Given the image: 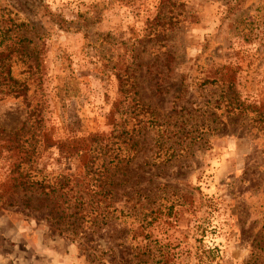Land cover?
<instances>
[{"label": "rangeland", "instance_id": "1", "mask_svg": "<svg viewBox=\"0 0 264 264\" xmlns=\"http://www.w3.org/2000/svg\"><path fill=\"white\" fill-rule=\"evenodd\" d=\"M31 137L83 199L0 264H264V0H0V186Z\"/></svg>", "mask_w": 264, "mask_h": 264}, {"label": "trees", "instance_id": "2", "mask_svg": "<svg viewBox=\"0 0 264 264\" xmlns=\"http://www.w3.org/2000/svg\"><path fill=\"white\" fill-rule=\"evenodd\" d=\"M37 141V138L35 141V137H31L28 147L19 149L17 162L10 170L8 181L0 186V204L14 206L17 204L16 197L23 193L26 195L24 199L26 207L45 209L49 217L63 220L69 210L78 209L79 204L76 200L83 199L84 193L83 190L76 189L81 185L79 179L73 176H67L61 172L52 179L44 174L46 169L40 168L35 160L40 154L34 144ZM71 182L72 187L69 186ZM93 187H95V180L91 179L87 188L95 189ZM77 192L80 194L78 195ZM36 201L39 206L33 204Z\"/></svg>", "mask_w": 264, "mask_h": 264}]
</instances>
